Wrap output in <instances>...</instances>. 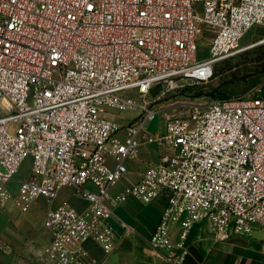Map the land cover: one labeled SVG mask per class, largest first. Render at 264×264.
I'll use <instances>...</instances> for the list:
<instances>
[{"label":"built area","instance_id":"1","mask_svg":"<svg viewBox=\"0 0 264 264\" xmlns=\"http://www.w3.org/2000/svg\"><path fill=\"white\" fill-rule=\"evenodd\" d=\"M262 23L264 0H0V197L12 198L8 183L20 175L15 200L25 211L66 186L89 202L47 212L41 254L51 264H78L87 239L115 250L110 220L130 196H165L150 245L173 264L196 222L219 240L264 227V91L194 102L146 127L155 85L208 81ZM131 109L138 117L121 125L116 112ZM145 143L161 160L115 193Z\"/></svg>","mask_w":264,"mask_h":264},{"label":"crops","instance_id":"2","mask_svg":"<svg viewBox=\"0 0 264 264\" xmlns=\"http://www.w3.org/2000/svg\"><path fill=\"white\" fill-rule=\"evenodd\" d=\"M160 154L161 150L156 144H142L138 156L128 162L127 174L113 191L118 193L138 181L150 165L161 160ZM29 173L30 170L25 175ZM19 177L17 175L8 183L12 198L0 197V264H51L41 254L50 239L45 227L47 212L63 202L70 203L79 211H85L89 202L78 196L74 187L66 186L53 199L38 197L25 211L15 200ZM89 186L93 190L98 189L93 184ZM165 205L164 195L148 203L130 196L116 207L110 222L120 237L121 234L133 235L150 243ZM179 227L177 224L173 229V242L179 239ZM126 229L129 231L125 232ZM120 239H117L118 245ZM82 247L83 253L78 264H111L108 257L111 252H106L96 241L87 239ZM175 252L179 254L181 264H264V227L255 225L250 234H233L226 240H219L213 226L206 222H196L189 231L184 247L176 246Z\"/></svg>","mask_w":264,"mask_h":264},{"label":"rangeland","instance_id":"3","mask_svg":"<svg viewBox=\"0 0 264 264\" xmlns=\"http://www.w3.org/2000/svg\"><path fill=\"white\" fill-rule=\"evenodd\" d=\"M264 23L255 25L244 35L238 53L221 60L213 76L205 82L175 80L155 85L148 94L149 108L157 111L155 118L146 124L148 130L156 129L168 117L185 113L194 102H203L223 96H248L264 91ZM208 39L202 40L198 57L208 56ZM139 109L116 112L115 119L126 125L136 119ZM16 124L10 126L13 132ZM151 144V143H148ZM31 158L22 163L20 173L30 170ZM121 242L108 256L111 264H173L163 253L153 250L146 239L121 234Z\"/></svg>","mask_w":264,"mask_h":264}]
</instances>
